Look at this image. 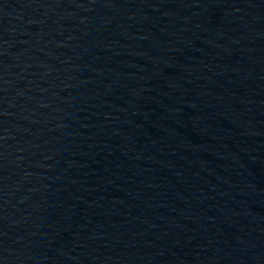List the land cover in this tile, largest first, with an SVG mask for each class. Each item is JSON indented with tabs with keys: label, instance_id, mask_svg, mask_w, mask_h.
Wrapping results in <instances>:
<instances>
[{
	"label": "water",
	"instance_id": "1",
	"mask_svg": "<svg viewBox=\"0 0 264 264\" xmlns=\"http://www.w3.org/2000/svg\"><path fill=\"white\" fill-rule=\"evenodd\" d=\"M0 264H264V0H0Z\"/></svg>",
	"mask_w": 264,
	"mask_h": 264
}]
</instances>
